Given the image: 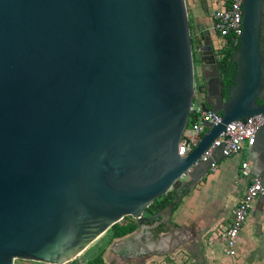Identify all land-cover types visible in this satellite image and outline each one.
<instances>
[{
  "label": "water",
  "instance_id": "1",
  "mask_svg": "<svg viewBox=\"0 0 264 264\" xmlns=\"http://www.w3.org/2000/svg\"><path fill=\"white\" fill-rule=\"evenodd\" d=\"M241 28L224 99L214 59L195 88L186 0H0V264L77 262L125 217L178 203L225 126L264 115V0H242ZM196 94L221 123L180 157ZM254 146L255 170L264 124Z\"/></svg>",
  "mask_w": 264,
  "mask_h": 264
},
{
  "label": "crops",
  "instance_id": "2",
  "mask_svg": "<svg viewBox=\"0 0 264 264\" xmlns=\"http://www.w3.org/2000/svg\"><path fill=\"white\" fill-rule=\"evenodd\" d=\"M228 3L229 0H207L206 12L199 0H188L194 26L202 27L210 12L227 7ZM244 151L231 158L217 153L215 169L209 168L191 189L184 188L179 202L173 203L169 211L151 212L156 214L149 222L153 224L136 223L133 233L115 240L110 251L117 264H149L156 257L162 258L163 263L166 261L165 264L174 257L177 264H264V194L251 205L237 237L234 256L227 255L222 237L247 184L240 176V163L248 160L254 173L249 149L246 156ZM255 156L258 158L260 152H255ZM146 258L149 259L139 261Z\"/></svg>",
  "mask_w": 264,
  "mask_h": 264
},
{
  "label": "built area",
  "instance_id": "3",
  "mask_svg": "<svg viewBox=\"0 0 264 264\" xmlns=\"http://www.w3.org/2000/svg\"><path fill=\"white\" fill-rule=\"evenodd\" d=\"M212 29L222 40V46H237L242 33V0H229L227 7L211 12ZM192 123L184 130L178 145V155L185 157L199 143L205 133V125L221 123L219 114L209 110L202 111L200 107L191 108L189 121ZM188 121V123H189ZM264 123V115L257 114L243 120H234L225 126L224 131L204 151L199 160L206 162L219 153L223 158H231L242 151L252 148L256 143V133ZM215 169V164L210 165ZM240 176L247 181L246 188L239 203L235 206L229 227L222 234L226 245V253L230 257L236 251V240L247 220L252 203L264 194V187L259 176L253 173L250 162L243 160L239 167Z\"/></svg>",
  "mask_w": 264,
  "mask_h": 264
},
{
  "label": "flooded vegetation",
  "instance_id": "4",
  "mask_svg": "<svg viewBox=\"0 0 264 264\" xmlns=\"http://www.w3.org/2000/svg\"><path fill=\"white\" fill-rule=\"evenodd\" d=\"M190 36H191V43H192V48H193V54L194 57L199 59L198 64L194 62V85L195 88L197 89L199 86L203 87V74H205V80L206 76H210L213 72V70L209 67L210 65H207L205 67H202L204 64V60L209 62L210 60H215L216 65H217V71L219 74H221V90L224 96V99L227 98L228 92L233 88L234 83L232 82V76L236 72V65L234 62H232V52L238 47L237 46H222V40L218 37L217 33L215 30L212 29L213 25V20L211 18V12L205 17V21L203 22L204 24L200 28H196L194 26V23L190 17ZM205 27V28H204ZM203 28V29H202ZM208 31V32H207ZM209 35V36H208ZM209 39L206 41V38ZM211 42V48L210 52L206 54L205 56H202V48L207 47V42ZM229 54V62L231 66L229 67H223L224 59L227 57ZM196 69H199L200 76L198 77L196 74ZM226 72H231L230 75V81H224V73ZM196 79V80H195ZM209 80V79H208ZM196 101H198L197 94L195 97ZM257 103L262 105V101L257 100ZM264 124V123H263ZM260 153L262 154V150H260ZM260 154V155H261ZM261 164L256 166V169L254 171L257 172V175L262 177L264 181V159L260 160V156L258 159ZM259 163V162H258ZM175 197V195H174ZM174 197L169 200V205L165 206L164 208H161V211L165 210L167 207H172L173 202H174ZM153 224L152 223H147L145 226ZM126 257H128V252L126 253ZM74 262V261H73ZM70 264V263H69Z\"/></svg>",
  "mask_w": 264,
  "mask_h": 264
},
{
  "label": "rangeland",
  "instance_id": "5",
  "mask_svg": "<svg viewBox=\"0 0 264 264\" xmlns=\"http://www.w3.org/2000/svg\"><path fill=\"white\" fill-rule=\"evenodd\" d=\"M186 2L188 3V0ZM187 6H188V4H187ZM189 14H190V11H189ZM196 63L198 64V62H196ZM196 74L198 77L200 76L199 69H196ZM195 85H196V83H195ZM193 106L194 107L198 106V102L196 101V99L194 101ZM247 152H248V149H246L244 151L245 156L247 155ZM217 213H219V212H217ZM194 216L198 217V214L195 213ZM190 218H192V217H190ZM131 221H135V220L132 219L131 217H125L122 221L119 222V224L122 225V224L129 223ZM190 221H194V220L191 219ZM135 223H136V221H135ZM188 224H191V222H189ZM105 236H106V233L103 236H101L98 240H96L87 250H85L83 252V254H81L78 257V259L76 260L77 262L74 261V262H71L70 264H88V261H90L91 259L96 257V255H98L99 252H102V254H101L102 264H114V263L117 264L118 262L116 260H114L115 257L113 256V254L110 251V247L112 246L113 242L117 239L109 241L108 238L105 239ZM147 259H149V258H146L145 260H139V261H146ZM154 260L155 261L150 262L149 264H165L166 263V261L163 263L162 258H160V257H156V258H154ZM176 261H177V258L174 257L173 260H170L168 262V264H177ZM14 264H43V263H38V262H33V261L15 260ZM131 264H133V263H131Z\"/></svg>",
  "mask_w": 264,
  "mask_h": 264
},
{
  "label": "trees",
  "instance_id": "6",
  "mask_svg": "<svg viewBox=\"0 0 264 264\" xmlns=\"http://www.w3.org/2000/svg\"><path fill=\"white\" fill-rule=\"evenodd\" d=\"M191 21V20H190ZM194 62H199L198 59H196L194 57ZM223 67H229L231 66L230 62H229V54L227 55V57L224 59V63H223ZM230 75L231 72H226L224 73V81L229 82L230 81ZM192 123V119L191 121H189L188 126H190ZM174 197V193H170L167 196V201L164 204L162 203V198L158 199L157 201H155L147 210V212L151 213L154 212L156 210H161V208H164L165 206L169 205V200L171 198ZM169 199V200H168ZM137 228V225L135 223V221H131L129 223L126 224H115L113 225L107 232H106V236L105 239L108 238L109 241L114 240V239H119L122 238L124 236H127L131 233H133ZM101 254L102 252H99L98 255H96V257H94L93 259H91L90 261H88V264H102V258H101Z\"/></svg>",
  "mask_w": 264,
  "mask_h": 264
}]
</instances>
